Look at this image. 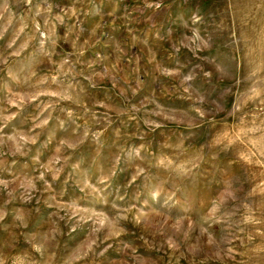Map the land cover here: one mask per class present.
<instances>
[{"label": "rangeland", "instance_id": "rangeland-1", "mask_svg": "<svg viewBox=\"0 0 264 264\" xmlns=\"http://www.w3.org/2000/svg\"><path fill=\"white\" fill-rule=\"evenodd\" d=\"M0 264H264V0H0Z\"/></svg>", "mask_w": 264, "mask_h": 264}]
</instances>
